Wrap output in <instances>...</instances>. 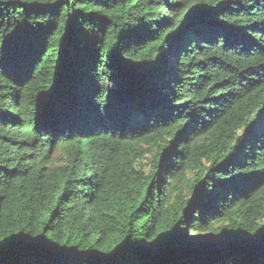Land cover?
Masks as SVG:
<instances>
[{
	"label": "trees",
	"instance_id": "1",
	"mask_svg": "<svg viewBox=\"0 0 264 264\" xmlns=\"http://www.w3.org/2000/svg\"><path fill=\"white\" fill-rule=\"evenodd\" d=\"M0 264H264V0H0Z\"/></svg>",
	"mask_w": 264,
	"mask_h": 264
}]
</instances>
